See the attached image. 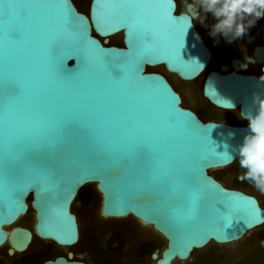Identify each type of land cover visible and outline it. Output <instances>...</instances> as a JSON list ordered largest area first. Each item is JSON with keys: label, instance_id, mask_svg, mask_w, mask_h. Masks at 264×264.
<instances>
[{"label": "water", "instance_id": "1", "mask_svg": "<svg viewBox=\"0 0 264 264\" xmlns=\"http://www.w3.org/2000/svg\"><path fill=\"white\" fill-rule=\"evenodd\" d=\"M173 4L90 0L86 14L72 0H0V248L9 255L27 249L31 229L74 243L71 203L88 185L103 216L132 215L161 235L155 264L232 243L264 223L254 194L209 172L238 158L247 124L202 120L162 73L147 69L164 65L193 80L208 63L210 50ZM168 7L180 23L159 14ZM118 34L122 45L110 44ZM202 92L245 113L264 80L209 70ZM194 192L203 196L188 219ZM30 210L32 224L22 223ZM40 264L86 263L58 256Z\"/></svg>", "mask_w": 264, "mask_h": 264}, {"label": "flooded vegetation", "instance_id": "2", "mask_svg": "<svg viewBox=\"0 0 264 264\" xmlns=\"http://www.w3.org/2000/svg\"><path fill=\"white\" fill-rule=\"evenodd\" d=\"M72 1L79 10L88 14V10L81 7L77 0ZM174 1L177 14L186 10L187 3H192V0ZM202 15L205 16L204 23L197 22L194 27L201 41L210 50V57L200 75L203 74L205 77L209 70H218L255 74L260 78L264 76V17L257 20L242 38L233 40L230 36L218 35L215 38L210 36V26L215 23V19L210 13H202ZM112 37H109L108 41ZM109 43L122 45V41ZM249 58L252 62H249ZM147 69L162 73L180 93L182 104L194 110L202 120L213 119L232 124H247L245 120L238 117V108H235V111L223 109L208 101L202 92L203 81L199 89L197 86L200 75L193 80H181L169 72L164 65L147 67ZM242 171L237 158L228 166L209 172L225 186L237 187L254 194L264 207V196L259 191L246 189L239 184L241 180L238 177ZM99 204L100 199H95L92 187L84 186L71 203V211L78 222V238L74 243L60 245L52 240L39 238L31 229L33 238L27 249L13 255H9L5 250L0 253V264H5V260L16 257H20L21 264H40L58 256L86 264H155L156 258L153 257V253L160 256L163 241L161 235L132 215L103 216L99 210ZM257 227L258 239L264 245V223ZM245 235L239 240H242ZM229 244L209 242L201 248H194L186 259H174L170 264H230L227 260L215 258V255L221 254L216 248ZM206 253L210 258L204 263Z\"/></svg>", "mask_w": 264, "mask_h": 264}, {"label": "clouds", "instance_id": "3", "mask_svg": "<svg viewBox=\"0 0 264 264\" xmlns=\"http://www.w3.org/2000/svg\"><path fill=\"white\" fill-rule=\"evenodd\" d=\"M185 8L181 15L188 20L187 28L197 22L203 24L205 16L202 13L212 15L215 23L210 26L209 35L214 38L220 35L240 39L257 20L264 17V0H192ZM249 62H252L250 58ZM260 79L264 80V76ZM252 105L254 110L237 113L240 119L247 121V133L235 150L243 170L238 178L248 181L264 194V93H254ZM226 107L236 110L231 101H227Z\"/></svg>", "mask_w": 264, "mask_h": 264}, {"label": "rangeland", "instance_id": "4", "mask_svg": "<svg viewBox=\"0 0 264 264\" xmlns=\"http://www.w3.org/2000/svg\"><path fill=\"white\" fill-rule=\"evenodd\" d=\"M90 0H77V2L83 7L84 9L88 10ZM108 42H121V35L118 34L113 36L109 39ZM204 75H200L197 81L198 89L200 84L203 81ZM217 113V112H216ZM230 180V179H229ZM241 186L246 189L257 191L252 184L248 181H241L239 182ZM91 186V185H90ZM94 190L95 199H100V195L94 189L93 185L91 186ZM264 201V199H263ZM30 215L33 219V211L30 210L29 216L24 217L22 223L25 224H32L30 223ZM258 227L249 231L242 240H239L234 243H230L226 246H219L216 248L221 254L215 255V258H220L222 260H227L230 264H264V245L258 239ZM164 243H162L163 246ZM5 249H0V253L4 252ZM225 253V254H224ZM210 257L207 256V253L204 257V263L209 260ZM5 264H21L20 257H16L14 259H7L5 260Z\"/></svg>", "mask_w": 264, "mask_h": 264}, {"label": "snow or ice", "instance_id": "5", "mask_svg": "<svg viewBox=\"0 0 264 264\" xmlns=\"http://www.w3.org/2000/svg\"><path fill=\"white\" fill-rule=\"evenodd\" d=\"M99 2H104V3H115V0H98ZM148 2L157 4V5H167L169 4V0H148ZM159 14L165 19L167 23L170 24H178L180 23L179 20L171 16V9L170 7L168 8H161L159 10ZM8 39H12V35H8ZM9 95H16L13 92H10ZM224 159L225 161L230 159L227 153H224ZM155 179V177H153ZM203 193L202 192H194L191 196L190 202L188 204L186 216L188 219H195L197 213H198V203L202 199ZM251 215V213H249Z\"/></svg>", "mask_w": 264, "mask_h": 264}, {"label": "bare ground", "instance_id": "6", "mask_svg": "<svg viewBox=\"0 0 264 264\" xmlns=\"http://www.w3.org/2000/svg\"><path fill=\"white\" fill-rule=\"evenodd\" d=\"M23 219H24V218H22L21 221H23ZM32 220H33V219H32V216L30 215V223L32 222ZM6 246H7V245H6ZM6 246L1 247L0 249H3V248L5 249Z\"/></svg>", "mask_w": 264, "mask_h": 264}]
</instances>
